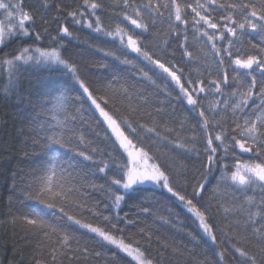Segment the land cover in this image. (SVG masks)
<instances>
[{"label": "snow or ice", "instance_id": "6c2138e0", "mask_svg": "<svg viewBox=\"0 0 264 264\" xmlns=\"http://www.w3.org/2000/svg\"><path fill=\"white\" fill-rule=\"evenodd\" d=\"M123 5L125 8L130 7L129 0H123ZM48 6L47 0H45L43 7L47 9ZM80 7L84 11H68L67 15L76 24L84 22L87 27L91 28L92 24L84 20L85 12L90 11L92 15H95L100 4L96 0H91V2L84 0ZM56 8L58 13H62L64 10L61 5H56ZM162 8L169 13V25L176 33L177 39L179 38L178 25L173 23V15L176 22L186 26L188 20L184 17V11L191 9V12L194 13V28L199 32L201 38L207 37L214 56L219 57L217 68H223L225 56L228 57L231 65H234L232 80L237 84V87L232 89L230 95L222 91V87L229 84L226 70L222 80L214 79L206 88L202 79H192L191 72L185 74L183 66L173 62L174 53L172 60L165 61L162 55L150 51L138 37L128 34L119 24L116 25L115 32L109 31L106 35L119 37L121 45H125L126 39L127 49L154 65L155 69L161 70L156 73L157 76L165 80L170 78L179 89L178 99L186 100L187 105L190 106L189 110L198 113L199 120L196 126L203 131L208 132L210 127L212 129L219 128L221 121L217 120V114L227 113L230 110L234 120L231 140H228L226 131L217 132L214 138L210 133L207 135L203 149L206 159L201 161L200 166L196 168V175L192 176V191L189 193L187 166L182 162H175V158H172L173 163L165 167L158 158L150 155L149 151L139 144L136 134L139 128L146 133L155 134L162 141L168 139L167 135H161L155 125L148 127L142 123L134 124L133 119L138 108L131 103L127 105V115L116 118H114V113L110 114V111H106L105 107L101 106L102 102L103 105L110 106L119 112L125 100H131L126 87L115 88L113 86L118 79L116 76L108 84L103 85L102 90L98 88L94 92L80 77L78 68L64 59L57 47L35 48L34 50L24 48L12 59H5L4 64L8 66L9 70V87L6 91H11L15 86L13 72L16 63L21 61L25 64L34 61L37 65H55L78 85V89H70L76 92L75 96H69L58 89L54 90L45 101L44 118L42 119L38 115L33 121V144L40 145L49 155L45 165L31 174L26 185V198L35 201L37 206L31 207L20 217H12L11 223L16 224L17 220L22 221L25 226L24 230L35 240V264H57L58 258L61 261L64 258L71 260L77 252L85 256L88 254V248L86 246L80 248L78 240L77 248L71 249V242L75 237L66 230L71 225L85 229L88 233L99 237L101 242H106L107 245H113L121 252L127 253L132 260L136 261V264H163V253L159 258L149 256L146 250L141 248L139 241H136L134 246L133 243L126 242L122 235L118 238L114 234V230L123 232V229L118 227L121 222L126 226L135 223L126 215L120 217L117 214L115 223L112 222V217L103 216L102 219L111 225V230L94 226L79 218L83 217L85 212L93 216L100 215L95 205H89L85 185L101 192L111 201L112 208L119 209L128 195L144 191L141 186L146 184L154 185L155 188L165 191L175 198L198 221L199 228L211 239L213 244H216L217 237L215 235L216 226L211 222L212 209L216 208L218 212H222L225 218L230 213L239 216L242 226L240 221L235 224L227 223L225 226L227 230L222 233L224 239L221 243L235 240L232 250H234L233 255L239 260V264H264V195L259 201H256L253 196L247 195V191L257 182H260L261 188L264 189V161L255 164L237 161L232 171H229L227 164L221 163L229 152L235 155L237 148L242 153L255 152L258 157L264 155V35L259 43L249 40L251 49L256 50L254 54H247L244 58L240 55L241 50L237 48L233 59V48L237 42H242L245 30L259 31L264 34V3L257 6L251 2H244V0H204V2L195 0L193 4L187 3V0H183V3L178 0H169V3L161 5L153 3V0H148L146 6L136 8V18H132L126 13L124 19L130 20V23L136 29L142 30V33H147L149 24L145 21V14L151 19L154 27L157 20L163 22L165 11H162ZM210 8L224 10L226 14L220 17L223 21L222 25L214 20L209 12ZM0 9L4 10L8 17L7 25L0 22V45L8 38L32 35L31 28L35 17L23 9L22 3H5L4 0H0ZM44 22L48 23L47 20ZM95 24V31L101 32L102 26L98 16ZM204 26L217 31L209 34L207 30H204ZM60 32L69 35L68 28L62 25ZM225 32L231 37L228 45L217 47L216 42L224 40ZM35 39H41L40 33L35 34ZM55 39L53 37V42ZM186 42L187 36H185L184 42L179 44V48L185 49L183 55L191 58V53L186 48ZM157 47L162 53H166L167 39H164L162 44ZM107 55H111V53H107ZM121 63L130 64L132 62L125 59ZM257 72L260 74L259 79L256 75ZM142 74L145 79L150 80L153 84L156 83L148 72H142ZM162 74H166V77ZM209 88H214L215 91L209 93ZM200 94L214 95L216 100L210 102L208 108H205L201 102ZM85 105H87V111H93L94 106V112H98L99 116L103 117L104 122L115 135L116 143L119 145V149L116 151L123 150L121 162L115 167H110L103 160L97 161L94 156L97 149L92 148L91 152L84 150L87 142L82 134H77L76 124L77 121L83 120ZM122 126L127 128V134L122 130ZM195 140V135L188 138L186 142L177 140L175 148L182 149L183 154L195 153L199 159L201 153ZM220 149H223L224 155H220L218 159ZM59 150H63V153L61 154ZM124 154L127 157L126 161L123 160ZM60 155L65 158L60 159ZM85 162H90V164ZM217 168L221 175L211 190L212 195L209 196L208 201L201 204L199 200L214 178ZM83 169H87V171L81 175ZM97 172L107 177L106 185L89 182L88 177L94 176ZM235 192L245 194L242 202H236ZM141 211L150 213V209L147 207L142 208ZM66 222H70V224ZM140 233L145 240H151V234L145 232V229L141 228ZM250 242L253 243L255 251L247 250L246 245ZM178 252V249H173L174 254ZM99 255L96 253V256ZM220 255L223 258L224 253L222 252Z\"/></svg>", "mask_w": 264, "mask_h": 264}, {"label": "trees", "instance_id": "16d2710c", "mask_svg": "<svg viewBox=\"0 0 264 264\" xmlns=\"http://www.w3.org/2000/svg\"><path fill=\"white\" fill-rule=\"evenodd\" d=\"M4 2L22 3L23 9L29 11L35 20L30 37L8 38L0 45V264H35V240L24 230L25 226L22 221L17 220L16 224L11 223L12 217H20L31 207L37 206L35 201L26 198V185L31 174L45 165L49 155L40 145L33 144V121L38 115L42 119L44 118L45 101L54 90L58 89L69 96H75L76 92L70 89H78L75 81L55 65H37L34 61L25 64L21 61L16 63L13 72L15 86L11 91H6L9 87V70L8 66L4 64V60L12 59L24 48L34 50L35 48L57 47L63 58L78 68L80 77L94 92L98 88L102 90L103 85L108 84L116 76L118 79L113 86L115 88L126 87L131 100H125L119 112L110 106L103 105L102 102L101 106L105 107L106 111H110V114L114 113V118H116L127 115V105L131 103L138 108L133 119L134 124L142 123L148 127L155 125L161 135H167L168 139L162 141L155 134L146 133L139 128L136 134L139 144L149 151L150 155L158 158L165 167L173 163L172 158H175V162H182L187 166L188 192L191 193L192 176L196 175L195 170L200 166V162L206 159L203 149L207 135L210 133L214 138L217 132L226 131L228 140H231V129L234 127L232 112L229 110L227 113H218L216 118L221 121V126L216 129L210 127L208 132L203 131L196 126L199 120L198 113L189 110L190 106L187 105L186 100L178 99L179 89L170 78L165 80L157 76L156 73L161 70L155 69L154 65L127 49L126 39L125 45H121L119 37L106 35L109 31L115 32L116 25L119 24L128 34L138 37L150 51L162 55L165 61L172 60L174 53L173 62L183 66L185 74L191 72L192 79H202L205 87H208L214 79L222 80L226 70L229 84L222 87V91L230 95L232 89L237 87V84L232 80L234 65H231L230 60L225 56L223 68H217L219 57L214 56L207 37L201 38L199 32L194 28V13L191 12V9L184 11V17L188 20L186 26L176 22L173 15V23L178 25L179 38L177 39L176 33L169 25V13L163 8L162 11H165L163 22L157 20L154 27L151 19L145 14V21L149 24L147 33L135 29L131 23L124 19L126 13L129 16H135L136 8H143L148 4V0H129L130 7L128 8L124 7L123 0H96L100 4V8L96 10L95 15L86 11L84 16V20L92 24L91 28L87 27L84 22L76 24L67 15L68 11H84L80 7L84 0H47L49 5L47 9L43 7L45 0H4ZM178 2L183 3V0H178ZM244 2H251L259 6L264 3V0H244ZM153 3L163 5L169 3V0H153ZM187 3L194 4L195 0H187ZM56 5L63 6L62 13L57 12ZM209 12L216 22L223 24L220 17L226 14L224 10L210 8ZM97 16L100 18L101 32L95 31ZM7 20L6 12L0 9V22L7 25ZM45 20L48 21L47 24H45ZM61 25L68 28L69 35L60 32ZM204 30H207L209 34L217 31L207 29L206 26H204ZM37 32L41 35L40 40L35 39ZM262 35L264 34L259 31L245 30L242 42H237L233 48V59L237 48L241 50L240 55L244 58L247 54H254L256 50L251 49L249 40L259 43ZM185 36H187L186 48L191 53V58L183 55L185 49L179 48V44L184 42ZM53 37L56 38L55 42H53ZM224 37L223 41L216 42L217 47L228 45L231 37L226 32ZM164 39L168 41L166 53H162L157 47L162 44ZM107 53H111V55H107ZM125 59L132 63H121ZM142 72H148L156 83L153 84L150 80L145 79ZM162 75L166 77V74ZM256 75L259 79L260 74L257 72ZM173 89L175 90L173 91ZM201 97L204 107L208 108L209 104L205 97L203 95ZM214 99L216 100V97ZM93 112L94 106L93 111H87V105H85L83 120L77 121L76 124L77 134H82L85 137L87 142L85 151L91 152L92 148L97 149L94 154L95 159L103 160L110 167H115L121 162L123 150L116 151L119 149V145L116 143L115 135L108 128L103 117H100L98 112H94V114ZM122 130L127 134L126 127L122 126ZM193 135L196 137L195 143L201 153L199 159L195 153L183 154L182 149L175 148L177 140L186 142ZM59 152L62 154L63 150H59ZM220 155H224L223 149L219 150L218 159ZM59 158L65 157L60 155ZM126 159V154H124L123 160L126 161ZM237 161L260 163L264 161V155L258 157L255 152L242 153L237 148L235 155L229 152L221 163L227 164L229 171H232ZM85 163L90 164V162ZM86 171L87 169L81 170V175ZM109 175H111L110 172ZM220 175L221 172L217 168L214 178L208 184L199 203L203 204L208 201L209 196L212 195L211 190ZM88 180L96 185H106L107 177L97 172L94 176L90 175ZM85 187L89 205H95L100 215L93 216L85 212L84 216L79 218L94 226L111 230V225L105 222L102 217L110 216L113 218L112 222L115 223L117 214L120 217L126 215L135 223L126 226L121 222L118 227L123 229V232L114 230V234L118 238L122 235L126 242L133 243L134 246L135 242L139 241L141 248L145 249L149 256L159 258L163 253V264H239V260L233 255L234 250H232L235 240L221 243L224 239L222 233L227 230L225 228L227 223L235 224L240 221L242 226L239 216L230 213L225 218L222 212H218L216 208L212 209L211 222L216 226L215 235L217 237L216 244H213L211 239L199 228L198 221L175 198L167 192L155 188L154 185L141 186L144 191L128 195L119 209L112 208L111 201L101 192L93 190L87 185ZM221 187L223 188V185ZM244 195V193L235 192L236 202H242ZM247 195L253 196L256 201H259L264 195V189L261 188L260 182L250 188ZM146 197L147 199H145ZM144 207L149 208L150 213H143L141 209ZM66 223L70 224V222ZM141 228L151 234L150 241L144 239L140 233ZM66 230L75 237L71 242V249L77 248L78 240L79 247L86 246L89 251L86 256L77 252L71 260L64 258L61 261L58 258L57 264H136L115 246L101 242L99 237H95V234L88 233L85 229L71 225ZM246 247L249 251H255L251 242ZM174 248L179 250L177 254L173 253ZM226 248L229 250L226 251ZM222 252L224 253L223 258L220 255ZM96 253L100 255L96 256ZM44 258L47 259V257Z\"/></svg>", "mask_w": 264, "mask_h": 264}, {"label": "rangeland", "instance_id": "374dc122", "mask_svg": "<svg viewBox=\"0 0 264 264\" xmlns=\"http://www.w3.org/2000/svg\"><path fill=\"white\" fill-rule=\"evenodd\" d=\"M132 18H136L135 16H133V15H130ZM129 23H130V20H127ZM134 26V25H133ZM134 28H135V26H134ZM136 29V28H135ZM137 30H140V29H137ZM207 88V87H206ZM208 92L209 93H212V92H214V90H213V88H209L208 89ZM201 95H203V97H205V99H206V101H207V104H209L210 102H213V101H215V96L214 95H205V94H201ZM124 253V252H123ZM125 255H127V253H124ZM128 256V255H127ZM128 257H130V256H128ZM131 258V257H130ZM132 259V258H131ZM136 262V261H135Z\"/></svg>", "mask_w": 264, "mask_h": 264}]
</instances>
